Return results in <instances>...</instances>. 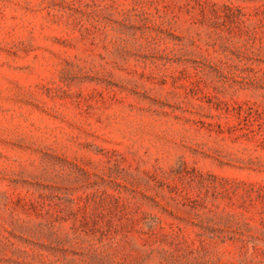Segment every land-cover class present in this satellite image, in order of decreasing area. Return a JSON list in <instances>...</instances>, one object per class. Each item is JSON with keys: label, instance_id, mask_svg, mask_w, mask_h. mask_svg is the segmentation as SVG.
Segmentation results:
<instances>
[{"label": "rangeland", "instance_id": "obj_1", "mask_svg": "<svg viewBox=\"0 0 264 264\" xmlns=\"http://www.w3.org/2000/svg\"><path fill=\"white\" fill-rule=\"evenodd\" d=\"M0 264H264V0H0Z\"/></svg>", "mask_w": 264, "mask_h": 264}]
</instances>
